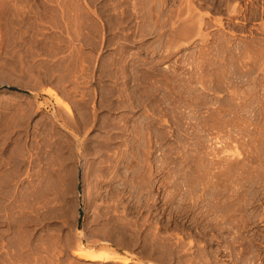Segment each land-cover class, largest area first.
I'll use <instances>...</instances> for the list:
<instances>
[{"label": "rangeland", "instance_id": "rangeland-1", "mask_svg": "<svg viewBox=\"0 0 264 264\" xmlns=\"http://www.w3.org/2000/svg\"><path fill=\"white\" fill-rule=\"evenodd\" d=\"M122 1L124 3H122ZM144 1L145 0H0V162L2 164L4 163L6 166L5 168L3 166L4 169H1L2 164H0V174L6 176L4 178L0 175V264H91L90 261L73 256L74 252L81 245L96 250L109 249L130 259L128 263H116L113 260H108L98 264H166L167 261V264H180L177 256L171 255L172 248L175 246L173 244H179L178 241L180 240L188 241L187 243L180 242L184 244L185 249L189 247V244H192L193 247L190 246L194 253L195 250L199 249L203 252L204 249L205 255L203 256V260H206V262L201 261V264H209L207 260H210V264L213 262L215 264H235V262H237L236 264H242L241 261L238 263L236 256H240L241 253L242 255L240 258L249 256V253H247L249 243L247 242L244 244V242L248 241L247 238H249V235L253 232L255 233L254 235H257V233L261 235L264 234V220L262 219L263 221H260V218H263L264 215V44L262 43L263 45H260V41H264V33H262L264 30V0H262L263 4L259 0H257L258 2L256 0H254V2L253 0H237L239 3L235 0H230L232 3L231 6L234 4L233 1L241 5L242 12L235 16L232 15L229 10L233 7L228 8L226 3H224V1L226 2L229 0H212L213 2L208 0V3L206 0H195L196 2L194 0ZM179 1L185 2L186 6L189 2L193 5H190L191 7H189L188 10V6L187 8L185 5V7H182L184 3H180ZM160 2L164 4L162 3V5L159 6V4H161ZM178 2L181 6H179ZM132 3H134V5ZM135 3H138V7ZM139 3L141 5L144 4L142 5L143 7ZM150 3H152L153 6L152 4L150 5ZM256 3L259 4L257 5ZM135 5L136 8H134ZM155 5H158V8H156ZM146 6H148V8ZM162 6L164 7L162 8ZM139 7H141V9H139ZM218 7L220 9H217ZM226 7L228 13L227 10H225ZM174 8L178 11L180 8V12L181 10L184 11H182L180 15H178L179 12H177L178 17H176L177 15L175 16L174 14L176 12L173 11ZM158 9H161V11L159 12ZM252 10H254V12ZM172 11L173 13H171ZM245 11L247 13H245ZM162 12L165 14H162ZM205 12L210 15L206 17L203 16ZM229 12L230 15H228ZM198 13H201V15L205 17L204 19H207V22H209V19L213 20L206 26V28L209 27V29L204 28L205 30H203V32H207V34L205 33L206 36L211 39L209 40L207 38V40H205L202 38L201 36L204 35L203 32L200 37L199 35H192L188 39L185 38L187 40L183 38H181L182 40L174 39L172 34L176 28L173 26L175 21L173 18L184 16L185 18L191 19L197 17L196 14ZM134 14H136V16ZM172 14H174L175 17H171ZM253 14H255V17H253ZM162 16H165L168 20H165ZM250 16H252V18ZM150 17L153 18L151 19ZM200 17L201 16H199V19ZM180 18L182 19V17ZM216 18H221L226 26L224 24L223 27L214 26L216 21L215 23L213 22ZM169 19H171V21H169ZM178 20L176 19V21ZM195 20L198 21L197 18H195ZM176 21L175 24H178ZM210 23L212 24L210 25ZM232 23L234 25H232ZM242 23L243 25H241ZM238 24L240 27L237 26ZM155 26L158 28L155 29ZM169 26L172 27V31L169 29ZM166 30L172 32L170 34L172 40H170V35L167 34L168 31ZM141 31H143V33ZM165 31L167 35L164 33ZM145 32L146 35L144 36ZM222 32L226 34L224 35L225 38L224 36L220 37L223 35ZM161 34L162 37L159 38ZM209 35L212 36L210 37ZM214 37L217 41L214 40ZM162 38L164 39L163 41H161ZM201 38L205 41H202ZM166 41H168L167 45H165ZM180 41L183 43H180ZM206 41H209V45ZM160 42L163 44L161 45ZM175 42L176 44L179 42L181 48L178 47V51H174L173 49L167 51V47L170 44L174 45ZM163 46H165L164 49ZM203 47L207 51H205ZM159 48L163 50L160 49V51ZM259 48L262 49L263 54L260 52L261 50ZM200 50H204L203 54L201 51L203 56L200 54ZM196 51H198L202 58L199 57ZM161 52L163 56H160L162 54ZM170 52L173 53L171 54ZM166 53L170 55V57H166L167 55H164ZM196 54H198V56ZM204 55L206 60L208 59L209 61L205 62V66L204 63H202V59L203 61L205 60ZM77 58H80V60ZM112 60L115 62V64L113 62V65H111ZM252 60L255 63L252 62ZM157 61L158 64L159 62L161 63L158 65ZM154 62H156V64ZM206 63H208V66ZM244 63H247V68L243 65ZM151 64H154L153 67L150 66ZM198 64L201 66L200 68ZM155 66L159 68L156 69ZM120 67H124L126 73H132L131 75L136 74L139 80L142 79L140 83H138L139 80L137 81L138 84L130 81L127 86V93L129 92L132 94L131 102L138 99L131 93L132 91L138 88L144 90V87L148 85L154 87V84H156L155 87L159 90L157 94H159V97L162 99V103L153 102V104L150 103L149 99H147V103L146 99H143L145 101L142 100V102L145 105L137 109H127L126 112H122L121 109L109 110L107 109L108 106L106 108L107 110L105 107H101L100 109L98 105H100L99 103L102 101H106L108 104L113 103L114 106L115 103H118L115 101L121 100V96L119 97V95H121L126 88L124 84L126 79L124 78L125 72L122 70L123 68L120 69ZM203 67L205 69L202 70ZM252 67V71H249ZM214 68H217L216 71ZM211 69L214 71H211ZM117 70H119V73ZM155 70L158 71L155 72ZM151 73H154L156 76H153L156 78L153 77ZM104 74L108 77H105ZM147 74L148 76L151 74L152 78H145L144 76ZM164 74H166L167 77ZM173 76L177 83L174 81L173 85H176L173 89L174 92L170 90L172 92L169 91L167 95L170 96L171 93L172 97H176V94L179 95L180 92L184 98L181 103L176 102L173 103L174 105L170 104L168 107L169 99L165 97V93L162 91L163 88H161V86L164 87V84L167 83L165 81L166 78ZM176 76L177 78H175ZM89 77L90 79H88ZM101 77L104 78L101 79ZM116 77L118 78L116 79ZM76 78H80V82L78 81L80 84L76 81ZM84 78L88 80L85 81ZM100 79L103 81L101 82ZM177 79L182 82L180 81L178 84ZM200 80L203 81V83ZM199 81L201 83H199ZM82 82H84V84H82ZM75 83L83 87L76 86ZM168 83L171 84L170 81ZM77 87L80 88L78 89ZM105 87H108V90ZM48 91H53L55 94L49 95ZM56 95L61 96L63 101L71 106L73 116H70L68 113L65 114L62 105L55 100ZM109 97L111 100H107ZM87 98L91 100H87ZM104 98L106 100H104ZM85 99L87 102H85ZM157 104H159V106ZM160 108L161 110H159ZM92 109L93 111L91 112ZM92 114H95V117L98 116L100 119L93 121ZM60 115L64 117L61 118ZM85 116L88 118L86 117V119ZM123 116L128 117L129 125L141 126L140 128L144 130H142L143 132L139 136L140 144L138 143V145L141 154L138 152L137 157L139 156L140 159H145L146 153L149 155V152H151L149 156L147 155L148 158H146V160L148 162L150 160L152 163H148L145 160V162L148 163L147 165L144 162L141 163L139 160L138 164L143 165V168H148L147 166L150 164L149 167L151 168H148V170L144 169L146 172L143 171L146 174H150L152 171V183L156 181L159 186L162 182L167 181H174L173 183L181 182V187H185L182 189L188 190V186H192L194 183L198 184L204 182L203 184H206V188L203 190V199L205 202L206 200L207 202L213 200L219 188L222 190V188L228 186L226 189L230 188V190H232L233 188L243 192L237 197V200L239 199V202L244 200L247 202V206L238 208L237 210L239 211L234 213L233 219H236L233 221L234 230L230 229L228 233L225 232L224 239H219L216 230L213 229L210 231L209 221L211 217H209V219L202 218L205 222L200 220L201 223L197 222L199 224L196 225L190 219L181 220L178 216L168 214L170 213V209L163 205V198L164 196L166 197V194L170 195L172 193L174 190L172 186H167L165 194L163 190L157 189L154 191V187L142 185L143 188L148 189H141L140 194V197L144 199L145 202L147 201L146 204L143 200L137 203L136 199L131 195L132 192L129 193L130 195H127V198L130 196L128 199L120 200L118 195H120L119 193L121 191L119 192L118 190L123 188V175H125L126 168H123L121 165L119 166L120 168H116L117 170L115 169V171L111 169L108 175L107 172L105 174V171L108 166L110 167L112 163L117 161L116 157H119L123 151V146H121L122 138H119L121 137L120 133H122L119 126L121 127V124L123 125L124 123L122 119ZM64 118H66V121L69 118L68 122L71 121L70 123L66 122L68 124H66L67 128L61 124L62 122L64 123ZM89 118L92 122H89V124H91L90 126L92 127L85 124L86 120L88 121ZM82 119L84 124L82 123ZM146 120L148 121L146 122ZM77 122L78 124L80 123L81 127L78 126ZM110 122L114 124L113 126H115V129L111 128L112 123ZM114 122L119 123V125H117V123L115 125ZM105 123L109 124V127ZM144 124H146V126ZM104 125L106 127H104ZM116 126H118V129ZM69 130H73L75 134H72ZM109 130L117 131L109 132ZM113 133L115 137L120 135L118 138L116 137L117 139L113 136L112 138L114 141L109 138V135ZM105 136L106 138H104ZM104 139L106 141H104ZM107 139H109L110 142ZM147 146L150 149L147 150L142 148ZM106 147H111V149H106ZM103 148L108 150L106 154L110 157H106ZM85 149L90 151H85ZM94 150H96V154ZM74 152H76V154ZM76 155L78 158L74 159ZM98 159H102L104 162L106 161L105 164L99 163L100 160L97 161ZM100 164L102 165L100 166ZM100 167L103 172L100 171ZM6 168L9 169V174ZM130 169L128 172L132 174V169ZM94 170L96 171L97 178L95 173H93ZM98 171L101 174L103 173L104 176L102 175L103 177H100ZM94 175L97 180L94 178ZM99 177L101 179H99ZM112 177L114 178L112 179ZM210 179L212 181L208 182ZM96 184H100L98 189L94 188ZM158 186H156V188ZM90 189L91 192H89ZM131 191L133 190L131 189ZM37 192L39 196L36 194ZM147 198H150V203H148ZM154 198H157L160 202L155 204L153 201L155 200ZM152 201L155 205H158V211L157 209L155 210L156 206L152 204ZM26 202L28 204H26ZM113 202L117 204L114 205ZM29 203H32V205ZM112 204L114 207H112ZM125 204L128 205V208ZM142 205H154L152 209V219H149L150 213L146 212L145 214L147 210L145 208L147 206L140 209L141 212L139 214V208H141ZM114 208L116 209L115 211H113ZM248 209L250 211L252 210L253 214L252 211L249 212ZM80 211H82V215H80ZM29 213L32 215H29ZM101 213L104 214L102 215ZM241 214L242 217H240ZM246 214L250 221L249 223L247 222L248 224L244 221ZM218 215V219L220 220L221 214L219 213L214 216V219L217 218ZM31 216H33V220L30 218ZM242 218L245 223L242 220L240 222L246 227L238 221V219ZM214 219L213 222H215ZM246 220L248 221V218ZM152 221H154V223ZM176 221L180 222V224L178 223L177 225ZM147 222L152 224H148ZM202 222L204 226H202ZM207 222L208 228L205 225ZM235 223L241 225L240 229ZM146 224H148V226ZM154 225H157V227L154 228ZM178 226H181L180 229ZM244 227H248V229ZM235 228L237 230H235ZM243 228L245 230H243ZM148 229H151V232ZM237 232L241 233L242 236ZM243 232H245V234ZM175 233L177 236L183 238L179 240L178 237L177 240V237H175V241L177 242L173 241L174 239L170 240L171 237L174 238L175 236L171 234ZM168 234H170L171 237ZM153 235H157L155 237L159 238L160 243L157 242L158 238L156 239ZM203 235L207 236L204 237ZM164 236L169 237L166 238ZM239 236L245 239L237 238ZM262 236L263 238L258 240V242L256 241L255 244L259 247L262 254H264V235ZM162 237L164 238L162 239ZM232 238H235V241H233ZM236 238L237 240L239 239V241H237ZM160 239L163 240V243ZM164 239H169L168 241L170 242H166L172 243L173 246L171 245L169 248L168 245L170 244H166ZM242 239L244 242L241 241ZM154 240H156V244H153ZM191 240H193L192 242L195 240L194 244L189 243ZM209 240L212 241L214 245L209 243ZM217 240L219 242H217ZM225 240L227 241L225 242ZM205 241L209 245H205ZM235 242L237 244L239 243L238 245L240 246H237ZM261 242H263V244ZM164 243L165 246L167 245L166 250H164ZM224 243H228V245ZM241 243H243V246H241ZM200 244H202L203 247ZM234 244H236V246ZM228 246L230 250L227 249ZM233 247H235V249ZM242 247V252L239 253ZM154 248H158L159 252ZM223 248L227 251H223ZM213 249H215V251ZM244 249H246L247 252ZM154 250L158 253L154 252ZM213 251L218 254H215ZM160 252H162L164 256ZM232 252H235L237 255L232 254ZM244 252H246L247 255ZM156 253L159 254L162 259ZM212 254L217 257L215 256V258ZM170 257L175 261L171 260ZM211 257L213 259H211ZM163 258H165V260ZM233 258L237 261H234ZM259 261L260 260H256L255 262L264 264V255H262L260 263Z\"/></svg>", "mask_w": 264, "mask_h": 264}, {"label": "bare ground", "instance_id": "bare-ground-1", "mask_svg": "<svg viewBox=\"0 0 264 264\" xmlns=\"http://www.w3.org/2000/svg\"><path fill=\"white\" fill-rule=\"evenodd\" d=\"M125 1V0H124ZM137 1V0H136ZM146 1V0H145ZM144 1V2H145ZM155 1V0H154ZM159 1V0H158ZM164 1V0H163ZM195 1V0H194ZM197 1V0H196ZM195 1V2H196ZM212 1V0H211ZM210 1V2H211ZM218 1V0H217ZM216 1V2H217ZM224 1V0H223ZM236 2H238L237 0H235ZM235 1H233L234 2V4L231 6V2H230V0L229 1H224V3H226V6L228 7V8H230V7H233L232 9H229L230 10V12H231V14L232 15H239L241 12H242V10H241V5H239L238 3H236ZM250 1V0H249ZM252 1V0H251ZM257 1V0H256ZM255 1V2H256ZM259 1H261V3H262V0H259ZM134 2V1H133ZM139 2H141V1H139ZM143 2V3H144ZM148 2H151V1H148ZM170 2H172V1H170ZM170 2H169V4H170ZM180 3L182 2V1H179ZM178 2V4H179V6H181L180 5V3ZM188 2V1H187ZM200 2V1H199ZM204 2V1H203ZM206 2L208 3V0H206ZM213 2V1H212ZM253 2H254V0H253ZM258 2V1H257ZM264 2V1H263ZM119 3V2H118ZM122 3H124L123 1H122ZM142 3V2H141ZM157 3V2H156ZM159 3V2H158ZM161 3V2H160ZM163 3V2H162ZM162 3L161 4H159V6L160 5H162ZM174 3V2H173ZM182 3H184V4H182V7H185L186 5V3L185 2H182ZM215 3V2H214ZM223 3V4H224ZM252 3V2H251ZM133 5H134V3H132ZM136 5L138 4V3H135ZM140 4V3H139ZM149 4V3H148ZM152 3H150V5H151ZM164 4V3H163ZM200 4H202V3H200ZM210 4V3H209ZM218 4V3H217ZM240 4H241V2H240ZM257 4V3H256ZM259 4V3H258ZM257 4V5H258ZM263 4V3H262ZM136 5H135V7L134 8H136ZM141 5V4H140ZM139 5V6H140ZM142 5H144V4H142ZM141 5V6H142ZM173 5V4H172ZM185 5V6H184ZM193 5L192 3L190 4V2L189 3H187V6H188V10H189V7H191V6ZM212 5V4H211ZM257 5H256V7H257ZM128 6V5H127ZM152 6H153V4H152ZM156 6V8H158V5H155ZM154 6V7H155ZM187 6H186V8H187ZM210 6V5H209ZM216 6V5H215ZM214 6V7H215ZM218 6V5H217ZM219 6H220V4H219ZM222 6V5H221ZM254 6V5H253ZM133 7V6H132ZM137 7H138V5H137ZM143 7V6H142ZM147 8H148V6H146ZM146 7H144V8H146ZM150 7V6H149ZM164 6H162V8H163ZM167 7V6H166ZM182 7H181V9H182ZM213 7V6H212ZM227 7H226V9L225 10H227V13H228V9H227ZM246 7V6H245ZM263 7V6H262ZM176 8V7H175ZM174 8V10L173 11H175L176 13H174L175 14V16L177 15V12H179L178 13V15H180V13L182 12V11H184V10H181V12H180V8H179V11L178 10H176ZM221 8H224V7H221ZM259 8H261V7H259ZM139 9H141V7H139ZM139 9H138V11H139ZM177 9H178V6H177ZM217 9H220L219 7L217 8ZM253 9H254V7H253ZM257 9V8H256ZM133 10H135V9H133ZM132 10V11H133ZM137 10V9H136ZM193 10V9H192ZM195 10V9H194ZM255 10V9H254ZM254 10H252L253 12H254ZM259 10V9H258ZM263 10V9H262ZM158 11L160 12L161 11V9H158ZM173 11L171 12V13H173ZM220 11V10H219ZM224 11V10H223ZM261 11V10H260ZM137 12V11H136ZM150 12V11H149ZM164 12V11H163ZM162 12V14H165V13H163ZM230 12H229V14L228 15H230ZM261 12H263V11H261ZM261 12H260V15H261ZM135 13V12H134ZM156 13H157V11H156ZM206 13V14H205ZM204 14H203V16H208V15H210V14H208L207 12H205ZM244 13V12H243ZM245 13H247L246 11H245ZM250 13V12H249ZM255 13H257V12H255ZM138 14H139V12H138ZM174 14H172V16L171 17H173L174 16ZM264 14V13H263ZM135 16H136V14H134ZM151 15V14H150ZM153 15V14H152ZM159 15V14H158ZM161 15V14H160ZM178 15L176 16V17H178ZM201 16L200 17V19H199V16ZM254 15V16H253ZM252 16L253 17H255V14H253ZM258 15H259V13H258ZM259 15V16H260ZM166 16H168V15H166ZM174 16V17H175ZM187 16V15H186ZM196 16L197 17H195V18H197V20L198 21H196L195 20V18L193 17V18H185L184 16H180V17H182V19L179 17V18H173V19H175V21H176V19L178 20V21H176V22H178V24L176 23L175 24V21H174V23H173V26L176 28L174 31H173V34H172V37L174 38V39H181V38H183L184 40H187L190 36H192V35H195V36H197V35H199V37H200V35H202L203 33H204V35H202L201 37L202 38H204L205 40H207V38H208V36H206V34H207V32H203V30H205L204 28H206V26L208 25V23L211 21H213V20H210L209 19V22H207V19L205 20L204 18L205 17H203L202 15H201V13L199 14H196ZM252 16H250L251 18H252ZM258 16V17H259ZM262 16V15H261ZM260 16V17H261ZM160 17V16H159ZM163 17V16H162ZM229 17V16H228ZM264 17V16H263ZM146 18V17H145ZM151 18V17H150ZM149 18V19H150ZM153 18V17H152ZM151 18V19H152ZM163 18H165V16L163 17ZM168 18H170L169 16H168ZM168 18H165V20H168ZM211 18V17H210ZM231 18V17H230ZM238 18V17H237ZM236 18V19H237ZM244 18H245V15H244ZM243 18V19H244ZM262 18V17H261ZM147 19V18H146ZM148 19V20H149ZM192 19H194V20H192ZM218 18H216V20H214V22L213 23H215V21H216V23L214 24V26H218V27H223V22H222V20H221V18H219L218 20H217ZM223 19V18H222ZM254 19V18H253ZM255 19H257V18H255ZM260 19V18H259ZM160 20V19H159ZM164 20V21H165ZM248 20V19H247ZM261 20V19H260ZM151 21V20H150ZM153 21V20H152ZM156 21V20H155ZM161 21H163V20H161ZM169 21H171V19H169ZM224 21V20H223ZM235 21V20H234ZM238 21V20H237ZM240 21V20H239ZM245 21V20H244ZM262 21V20H261ZM168 22V21H167ZM231 22V21H230ZM232 22H233V20H232ZM241 22V21H240ZM248 22V21H247ZM156 23V22H155ZM154 23V24H155ZM158 23H159V21H158ZM166 23V22H165ZM164 23V24H165ZM229 23V22H228ZM212 23H210V25H211ZM231 24V23H230ZM240 24V23H239ZM239 24L237 25V26H239ZM246 24V23H245ZM158 25V24H157ZM163 25V24H162ZM161 25V26H162ZM168 25V24H167ZM225 26H226V24H224ZM229 25V24H228ZM232 25H234L233 23H232ZM241 25H243V23L241 24ZM171 26H172V24H171ZM172 26V27H173ZM156 27V26H155ZM154 27V28H155ZM163 27V26H162ZM170 27V26H169ZM172 27H170L169 29H171V31H172ZM173 27V28H174ZM212 27V26H211ZM240 27V26H239ZM158 27H156L155 29H157ZM165 28L167 29V27L165 26ZM208 29H209V27H207ZM206 28V29H207ZM214 28V27H213ZM227 28V27H226ZM243 28V27H242ZM160 29V28H159ZM158 29V30H159ZM223 29V28H222ZM235 29V28H234ZM262 29H263V27H262ZM261 29V30H262ZM165 30V29H164ZM157 31V30H156ZM166 31H168V30H166ZM166 31L164 32L165 34H166ZM170 30L167 32V34H171L172 32H171ZM223 31H224V29H223ZM232 31V30H231ZM230 31V32H231ZM264 31V30H263ZM262 31V33H264ZM142 33H143V31H141ZM158 32V31H157ZM203 32V33H202ZM226 32V31H225ZM229 32V33H230ZM163 33V32H162ZM206 33V34H205ZM159 34H160V32H159ZM166 34V35H167ZM222 34H223V32H222ZM234 34V33H233ZM146 35V32L144 33V36ZM164 35V34H163ZM168 35V36H169ZM224 35H226V34H223L222 36H220V37H223ZM232 35V34H231ZM142 36V35H141ZM194 36V37H195ZM210 36V35H209ZM212 36V35H211ZM210 36V37H211ZM217 36H218V33H217ZM233 36V35H232ZM162 37V34H161V36H159V38H161ZM165 37V36H164ZM163 37V38H164ZM172 37H171V35H170V37L169 38H171L170 40H172ZM219 37V36H218ZM235 37V36H234ZM162 38V40L161 41H163L164 39ZM185 38H187V39H185ZM201 38V39H202ZM224 38H225V36H224ZM224 38H222V39H224ZM204 39H202V41L204 40ZM209 39V38H208ZM211 39V38H210ZM209 39V40H210ZM213 39V38H212ZM260 39V38H259ZM263 39V38H262ZM166 40H169V39H166ZM182 40V39H181ZM204 40V41H205ZM214 40H215V37H214ZM220 40H221V38H220ZM175 41V40H174ZM212 41V40H211ZM210 41V42H211ZM215 41H217V40H215ZM168 41H166V44L165 45H167L168 43H167ZM170 42H172V41H170ZM169 42V43H170ZM207 42V41H206ZM209 42V41H208ZM207 42V43H208ZM222 42V41H221ZM225 42V41H224ZM261 43H260V45L263 43L264 44V41L262 42V41H260ZM174 43V42H173ZM180 43H183V42H181L180 41ZM179 42H177V44H176V42H175V44H176V46H175V44L173 45H169L168 47H167V51L169 50V51H171V49H173L174 51H176L177 50V48L178 47H180V44ZM203 43V42H202ZM218 43V42H217ZM227 43V42H226ZM236 43V42H235ZM160 44L162 45L163 43H161L160 42ZM159 44V45H160ZM262 44V45H263ZM179 45V46H178ZM204 45V44H203ZM202 45V46H203ZM208 45H209V43H208ZM216 45V44H215ZM201 46V47H202ZM213 46V45H212ZM236 46V45H235ZM245 46V45H244ZM156 47H157V45H156ZM159 47V46H158ZM161 47V46H160ZM164 47L165 46H163V49H164ZM261 48H263L262 46H260ZM181 48V47H180ZM180 48H179V51H180ZM187 48V47H186ZM204 48V47H203ZM202 48V49H203ZM261 48H259L261 51V53L263 54V52H262V49ZM161 48H159V50H160ZM163 49H161V50H163ZM199 49H200V47H199ZM205 49V48H204ZM209 49V48H208ZM224 49V48H223ZM244 49H246V48H244ZM253 49V48H252ZM256 49V48H255ZM258 49V48H257ZM158 50V51H159ZM160 50V51H161ZM198 50V49H197ZM240 50V49H239ZM264 50V49H263ZM178 51V50H177ZM194 51V50H193ZM201 51H202V54H203V52H204V50H200V54H201ZM205 51H207L206 49H205ZM218 51V50H217ZM249 51V50H248ZM259 51V50H258ZM78 52V51H77ZM155 52H157V51H155ZM163 52V51H162ZM161 52V53H162ZM197 53H198V51H196ZM221 52V51H220ZM250 52H251V50H250ZM160 53V52H159ZM164 53H165V50H164ZM171 53V52H170ZM173 53V52H172ZM171 53V54H172ZM175 53V52H174ZM195 53V52H194ZM225 53V52H224ZM154 54H156V53H154ZM199 54V53H198ZM198 54H196L197 56H198ZM199 54V57H201L202 58V56ZM206 54H207V52H206ZM205 54V55H206ZM209 54V53H208ZM211 54V53H210ZM215 54V53H214ZM158 55V54H157ZM160 55V54H159ZM165 56L167 55V53L166 54H164ZM174 55H176V54H174ZM191 55V54H190ZM205 55H204V61H203V59H202V63H204V66H205V62H207L208 61V59L206 60V58H205ZM258 55V54H257ZM160 56H163V53L160 55ZM170 57V55H167L166 57ZM195 56V55H194ZM208 56V55H207ZM206 56V57H207ZM189 57V56H188ZM216 57V56H215ZM225 57V56H224ZM249 57H251V56H249ZM252 57H255V56H252ZM257 57V56H256ZM207 58H209V57H207ZM264 58V57H263ZM77 59H79L80 60V58H77ZM168 59V58H167ZM211 59V58H210ZM182 60H184V59H182ZM197 60V59H196ZM218 60V59H217ZM220 60H221V58H220ZM219 60V61H220ZM223 60V59H222ZM119 61H121V60H119ZM155 61V60H154ZM159 61H161V60H159ZM216 61V60H215ZM229 61V60H228ZM237 61V60H236ZM246 61V60H245ZM250 61V60H249ZM248 61V62H249ZM113 60H112V64L111 65H113ZM193 62V61H192ZM198 62V61H197ZM209 62V61H208ZM213 62V61H212ZM238 62V61H237ZM252 62H254L253 60H252ZM116 63H117V61H116ZM153 63V62H152ZM155 64H156V62H154ZM161 62H159V64H160ZM201 63V62H200ZM232 63V62H231ZM255 63V62H254ZM264 63V62H263ZM262 63V64H263ZM107 64V63H106ZM109 64V65H110ZM114 64H115V62H114ZM119 64V63H118ZM157 64H158V61H157ZM158 64V65H159ZM207 64V66H208V63H206ZM211 64H215V63H211ZM210 64V65H211ZM108 65V66H109ZM110 65V66H111ZM130 65V64H129ZM153 65L154 64H151L150 66H152L153 67ZM199 65V64H198ZM218 65V64H217ZM230 65V64H229ZM240 65V64H239ZM243 65H247V63H244ZM253 65V64H252ZM259 65V64H258ZM109 66V67H110ZM115 66V65H114ZM117 66V65H116ZM120 66H122V65H120ZM124 66V65H123ZM126 66V65H125ZM202 66H203V64H202ZM216 66V65H215ZM214 66V67H215ZM225 66V65H224ZM254 66V65H253ZM102 67L104 68V66L102 65ZM106 67V66H105ZM136 67V66H135ZM141 67V66H140ZM196 67V66H195ZM194 67V68H195ZM201 66L199 65V68H200ZM212 67V66H211ZM248 66H246V68H247ZM250 67V66H249ZM263 67H264V65H263ZM111 68V67H110ZM117 68V67H116ZM123 68V69H122ZM120 67V69H122V70H124V72H125V69H124V67ZM155 68H156V66H155ZM157 68H159V67H157ZM156 68V69H157ZM227 68V67H226ZM259 68H260V65H259ZM143 69V68H142ZM147 69H149V68H147ZM203 69H205L204 67L202 68V70ZM217 69V68H216ZM216 69L214 68V70L216 71ZM251 69H253V67L252 68H250L249 69V71L251 70ZM154 70V69H153ZM162 70V69H161ZM160 70V71H161ZM199 71H202L201 69H198ZM213 69H211V71H214ZM221 70H223V69H221ZM226 70V69H225ZM246 70H248V69H246ZM245 70V71H246ZM118 71V73H119V70H117ZM116 71V72H117ZM126 71H127V68H126ZM144 71V70H143ZM148 71V70H147ZM158 71V70H157ZM156 70H155V72H157ZM159 71V72H160ZM210 71V70H209ZM231 71H232V69H231ZM252 71V70H251ZM121 72V71H120ZM150 72V71H149ZM152 72V71H151ZM158 72V73H159ZM106 73V72H105ZM157 73V74H158ZM108 74V73H107ZM106 74V75H107ZM115 74V73H114ZM121 74V73H120ZM132 73H124V78L126 79V82L124 83L125 85H126V88H125V90L123 91V93L121 94V95H119V97L121 96V100H118V101H115V102H118V103H115L114 104V106H113V103L112 102H110V103H112V104H108V103H106V101L105 102H101V103H99L100 105H98L99 106V108L101 109V107L102 108H104L105 107V109L107 108V106H108V108L107 109H109V110H112V109H121V111L123 112H126L127 111V109H137V108H140L141 106H143V105H145V104H143V102H142V100L143 99H146V102L148 103V101H147V99H149L150 100V103H153V102H158V103H160L161 101H162V99L159 97V94H157V91H159L156 87H155V85L156 84H154V87L152 86V85H148L147 87H144L143 89L144 90H141V89H137V90H135V91H132L131 93H133L138 99L135 101V100H133L132 102L130 101L131 100V98H132V94H130L129 92L127 93V86H128V84H129V82L130 81H133V82H135V84H138V83H140L141 82V80H139L138 78V76L135 74V75H131ZM143 74V73H142ZM146 74V73H145ZM152 74V76L153 75H155L154 73H151ZM151 74H149L150 76H148V74L146 75V76H144L145 78H148V77H150V78H152L151 77ZM161 74V73H160ZM218 74V73H217ZM102 75H103V72H102ZM109 75V74H108ZM116 75V74H115ZM115 75H114V77H115ZM123 75V74H122ZM159 75V74H158ZM157 75V76H158ZM162 75V74H161ZM164 75H166V74H164ZM89 76V75H88ZM100 76H101V74H100ZM104 76H105V74H104ZM110 76H112V75H110ZM109 76V77H110ZM117 76V75H116ZM156 76V75H155ZM155 76H153V77H155ZM160 76V75H159ZM216 76V75H215ZM105 77H108V76H105ZM143 77V78H144ZM166 77H167V75H166ZM96 78V77H95ZM104 78V77H103ZM102 77H101V79H103ZM118 77H116V79H117ZM156 78V77H155ZM175 78H177V76L175 77ZM179 78V77H178ZM197 78V77H196ZM199 78V77H198ZM214 78V77H213ZM212 78V79H213ZM217 78V77H216ZM224 78V77H223ZM77 79V78H76ZM80 79V78H79ZM79 79H77L76 81L78 82H80V80ZM88 79H90V77L88 78ZM88 79H85L84 78V80L86 81V80H88ZM92 79V78H91ZM101 79H100V81H101ZM106 79H108V78H106ZM114 79V78H113ZM201 79V78H200ZM219 79H220V77H219ZM139 80V81H138ZM176 80V79H175ZM174 76L173 77H170V78H166V82L167 83H165L164 84V87L163 86H161V88H163V90L162 91H164V93H165V97L167 98V99H169V102H168V107H169V105L170 104H173V103H176V102H178V103H181V101H183V96H182V94H180V92H179V95H177L176 94V97H172L171 96V93H170V96L169 95H167V94H169V91L170 90H172L173 91V89L175 88L174 86H176V85H173V83H174ZM216 80V79H215ZM90 81V80H89ZM97 81V80H96ZM103 81V80H102ZM101 81V82H102ZM137 81H138V83H137ZM146 81H147V79H146ZM171 82V84H169L168 82ZM177 81H178V84H179V82L181 81H179L178 79H177ZM201 81V80H200ZM199 81V83H203V81H201L200 82ZM259 81V80H258ZM76 82V83H77ZM78 82V83H79ZM88 82V81H87ZM86 82V83H87ZM119 82V81H118ZM143 82V81H142ZM148 82V81H147ZM176 82V81H175ZM182 82V81H181ZM75 83V84H76ZM89 83V82H88ZM99 83V82H98ZM177 83V82H176ZM197 83V82H196ZM195 83V84H196ZM80 84V83H79ZM77 85L76 84V86H82V85ZM82 84H84V82H82ZM132 84V83H131ZM134 84V83H133ZM151 84H153V83H151ZM187 84V83H186ZM198 84V83H197ZM141 85V84H140ZM162 85V84H161ZM173 85V86H172ZM182 85H184V84H182ZM113 86V85H112ZM131 86V85H130ZM129 86V87H130ZM178 86V85H177ZM80 87H77L78 89L80 88ZM83 87V86H82ZM81 87V88H82ZM101 87V86H100ZM125 87V86H124ZM133 87H135V86H133ZM76 88V89H77ZM106 88V87H105ZM108 88V87H107ZM106 88V89H107ZM182 88H184V87H182ZM236 88V87H235ZM77 89V90H78ZM104 89V88H103ZM102 89V90H103ZM114 89V88H113ZM124 89V88H123ZM130 89V88H129ZM157 89V90H156ZM195 89V88H194ZM212 89V88H211ZM102 90H101V92H102ZM108 90V89H107ZM117 90V89H116ZM130 90H132V89H130ZM129 90V91H130ZM192 90V89H191ZM232 90V89H231ZM104 91V90H103ZM172 91H170V92H172ZM190 91V90H189ZM199 91V90H198ZM236 91V90H235ZM83 92V91H82ZM108 92V91H107ZM116 92V91H115ZM161 92V91H160ZM174 92V91H173ZM197 92V91H196ZM48 93H49V95H54L55 93L53 92V91H48ZM89 93V92H88ZM87 93V94H88ZM103 93V92H102ZM111 93V92H110ZM163 93V94H164ZM192 93V92H191ZM201 93V92H200ZM233 93V92H232ZM247 93V92H246ZM86 94V95H87ZM109 94V93H108ZM236 94V93H235ZM85 95V94H84ZM186 95V94H185ZM192 95V94H191ZM90 96V95H89ZM102 96V95H101ZM104 96V95H103ZM135 96H134V98H135ZM174 96V95H173ZM209 96V95H208ZM87 97H88V95H87ZM114 97V96H113ZM163 97V96H162ZM205 97V96H204ZM233 97V96H232ZM241 97V96H240ZM244 97V96H243ZM84 98V97H83ZM83 98H82V100H83ZM85 98H86V96H85ZM92 98V97H91ZM106 98V97H105ZM104 98V100H106ZM133 98V99H134ZM165 98V99H166ZM235 98V97H234ZM89 98H87V100H88ZM164 99V100H165ZM208 99V98H207ZM247 99V98H246ZM259 99V98H258ZM55 100H56V102L57 103H60L61 105H62V107H63V109H64V112H65V114L66 113H68L70 116H73V110H72V108H71V106L67 103V102H64L63 101V99L61 98V96H55ZM86 100V99H85ZM87 100L85 101V102H87ZM89 100H91V99H89ZM103 100V99H102ZM107 100H111L110 99V97H109V99H107ZM113 100V99H112ZM192 100V99H191ZM143 101H145V100H143ZM246 101V100H245ZM249 101V100H248ZM254 101V100H253ZM259 102H260V99L258 100ZM82 102V101H81ZM84 102V101H83ZM90 102V101H89ZM114 102V101H113ZM191 102V101H190ZM201 102V101H200ZM241 102V101H240ZM262 102V101H261ZM162 103V102H161ZM186 103V102H185ZM194 103V102H193ZM203 103V102H202ZM244 103V102H243ZM89 104V103H88ZM154 104V103H153ZM166 104V103H165ZM225 104V103H224ZM87 105V104H86ZM85 105V106H86ZM148 105V104H147ZM158 106H159V104H157ZM174 105V104H173ZM239 105V104H238ZM162 106V105H161ZM178 106V105H177ZM181 106V105H180ZM247 106V105H246ZM61 107V108H62ZM95 107V106H94ZM164 107V106H163ZM219 107V106H218ZM96 108V107H95ZM165 108V107H164ZM174 108V107H173ZM224 108V107H223ZM89 109V108H88ZM94 109V108H93ZM93 109L91 110V112L93 111ZM106 109V110H107ZM61 110V109H60ZM159 110H161V108L159 109ZM59 111V110H58ZM96 111V110H95ZM98 111V110H97ZM61 112V111H60ZM234 112V111H233ZM238 112V111H237ZM247 112V111H246ZM231 113V112H230ZM255 113V112H254ZM63 114V113H62ZM124 114V113H123ZM64 115V114H63ZM93 115V121H96V120H98V119H100V118H98V116L97 117H95L96 115L95 114H92ZM234 115V114H233ZM88 116V115H87ZM87 116H85V118L87 117ZM227 116V115H226ZM57 117H59V116H57ZM60 117H61V115H60ZM59 117V118H60ZM64 117V116H63ZM63 117H61V118H63ZM243 117V116H242ZM56 118V117H55ZM54 118V119H55ZM67 118V117H66ZM66 118H64V123L62 122L61 124H62V126H65L66 127V124L67 123H70L71 121H69L68 122V119H67V121H66ZM72 118V117H71ZM74 118V117H73ZM85 118H84V120H85ZM88 118V117H87ZM86 118V119H87ZM122 118V117H121ZM128 117L127 116H123V120H124V123H123V125L121 124V127L119 126V128H121V131H122V133H120L121 134V137H119V138H122L121 140H122V143H121V146H123L122 148H123V151L121 152V154L119 155V157H116L117 158V161H115V160H113V161H115L114 163H112V165H110V167L108 166V168H107V170L105 171V174H106V172H107V175H108V173L110 174V170L112 169L113 171H115V169L116 168H120L119 166H121L122 165V167L123 168H126V172H125V175H123V177H124V179H123V188L120 190H118L120 193V195H118V194H116V195H118L119 197H120V200H124V199H126L127 198V195L129 194V193H131L132 192V197H134V199H136V202L137 203H139L140 201L142 202V200L144 201V199H142L141 197H140V194H141V189H145V188H143L142 187V185L143 186H151L153 189H154V191H156L157 189L159 190H163L164 191V193L166 194V189H167V186H172L173 187V191H172V193L169 195V194H166V197L164 196V203H163V205H165V207H168L169 209H170V213H168V214H172L173 216H178V217H180L181 218V220H188V219H190L192 222H194L196 225L197 224H199V223H197V222H200V220H202V218L204 219V218H208L209 219V217H211V219H210V231H212L213 229L214 230H216L217 232H218V237H219V239H224V236H225V232H229V230L230 229H233L234 230V222L233 221H235L236 219H233V215H234V213H237V211H239V210H237L238 208H243L244 206H247V202H245L244 200L241 202H239L238 200H237V197L238 196H240L243 192H241L240 190H238V189H233L232 188V190H230V188L229 189H226V188H228V186L225 188H222V190H220V188L219 189H217L218 191L216 192V196H214L215 198L213 199V200H211V201H209V202H207V200H206V202H205V200L203 199V190L206 188V184H203V183H194L192 186L190 185V186H188L187 187V189L188 190H185V189H182V188H185V187H181L182 186V184L180 185V183H178V182H176V183H173V182H170V181H167V182H162L161 183V185H157V183H156V181H153V183H152V180H151V176H152V171L151 170H149V171H151L150 172V174H146L145 172V170L144 169H147L148 170V168H151V167H149L150 166V164H149V166H147L148 168H143V165H139L138 164V161L140 160V162L142 163V162H144V163H146V162H148L147 160H146V158H148V156L150 155V153L151 152H149V155H148V153H146L145 152V150H144V152L148 155H146V158L145 159H140V157L138 156L137 157V154H138V152H140L141 150H140V148H139V145H138V143H139V136L142 134V132L144 131L142 128H140L141 126H131V125H129L128 124V119H127ZM216 118V117H215ZM234 118V117H233ZM154 119V118H153ZM239 119V118H238ZM241 119V118H240ZM59 120V119H58ZM111 121V120H110ZM148 120H146V122H147ZM215 121V120H214ZM237 121V120H236ZM60 122V121H59ZM67 122V123H66ZM75 122V121H74ZM85 122V121H84ZM87 122V123H86ZM86 122H85V124H88L89 126L91 125V124H89V122L90 123H92L91 122V120H90V118L88 119V121L86 120ZM102 122V121H101ZM103 122H105V121H103ZM113 122V121H112ZM112 122H110V123H112ZM145 122V123H146ZM233 122V121H232ZM82 123H83V119H82ZM81 123V124H82ZM115 123V122H114ZM117 123V122H116ZM116 123H115V125H116ZM149 123V122H148ZM77 124H78V122H77ZM84 124V123H83ZM106 124V123H105ZM215 124V123H214ZM68 125V124H67ZM69 125H72V124H69ZM73 125H75V124H73ZM107 126L109 125V124H106ZM114 124L112 123V125H111V128H113V129H115L114 127L115 126H113ZM117 125H119V123H117ZM145 126H146V124H144ZM226 125V124H225ZM78 126H80L81 127V125H80V123L78 124ZM83 126V125H82ZM87 126V125H86ZM86 126H85V129H86ZM113 126V127H112ZM150 126H152V125H150ZM88 127V126H87ZM90 127H92V126H90ZM104 127H106L105 125H104ZM103 127V128H104ZM109 127V126H108ZM117 127V129H118V126H116ZM244 127V126H243ZM67 128V127H66ZM82 129H83V127H82ZM109 129V128H108ZM145 129V128H144ZM236 129V128H235ZM143 130V131H142ZM146 130H148V129H146ZM234 130V129H233ZM264 130V129H263ZM72 134H75V132L73 131V130H69ZM111 131H117V130H111ZM110 130H109V132H111ZM223 131V130H222ZM242 132V131H241ZM115 133V132H114ZM114 133L112 134V135H109V138L110 139H112V141H114L113 140V136H114ZM264 134V133H263ZM263 134H262V136H263ZM106 136H107V134H106ZM106 136L104 137V138H106ZM115 137V136H114ZM117 137V136H116ZM115 137V138H116ZM117 137V138H118ZM161 137V136H160ZM73 138V137H72ZM116 138V139H117ZM152 138V137H151ZM74 139H76V138H74ZM79 140V139H78ZM108 141H109V139H107ZM85 141V140H84ZM83 141V142H84ZM102 141V140H101ZM100 141V142H101ZM104 141H106L105 139H104ZM145 141V140H144ZM208 141V140H207ZM45 142V141H44ZM76 142H77V140H76ZM82 142V141H81ZM103 142V141H102ZM110 142V141H109ZM108 142V143H109ZM263 143V142H262ZM54 144V143H53ZM78 144V143H77ZM101 144V143H100ZM103 144V143H102ZM140 144V143H139ZM76 145V144H75ZM79 145V144H78ZM77 145V146H78ZM86 145V144H85ZM146 145V144H145ZM73 146V145H72ZM98 146H99V144H98ZM140 146H142V145H140ZM148 146H149V144H148ZM148 146L147 147H142L143 149H150V148H148ZM59 147V146H58ZM71 147V146H70ZM80 147V146H79ZM82 147V146H81ZM95 147H97V146H95ZM101 147V146H100ZM103 147H105V146H103ZM83 148V147H82ZM86 148V147H85ZM109 148V147H108ZM107 147H106V149H108ZM141 148V149H142ZM153 148V147H152ZM81 149V148H80ZM90 149V148H89ZM105 148H103V150H105V154L106 153H108V150H106ZM111 149V147L109 148V150ZM88 149H85V151H87ZM91 150V149H90ZM90 150H88V152L90 151ZM98 150V149H97ZM100 150V149H99ZM101 150H102V148H101ZM119 150V149H118ZM122 150V149H121ZM258 150V149H257ZM95 151V154L97 153L96 152V150H94ZM107 151V152H106ZM1 152V151H0ZM78 152V151H77ZM82 152V151H81ZM143 152V153H144ZM75 154H76V152H74ZM85 153V152H84ZM83 153V154H84ZM91 153V152H90ZM101 153V152H100ZM104 154V153H103ZM140 154H141V152H140ZM139 154V155H140ZM72 155V154H71ZM70 155V156H71ZM77 155H78V153H77ZM76 155V157H74V159L75 158H78V156ZM98 155V154H97ZM69 156V158L71 159V157ZM74 156V155H73ZM81 156H82V154H81ZM87 156V155H86ZM104 156V155H103ZM107 156H109V155H107L106 154V157ZM117 156H118V154H117ZM2 157V156H1ZM110 157V156H109ZM43 158V157H42ZM68 158V157H67ZM142 158V157H141ZM97 159V158H96ZM104 159V158H103ZM105 159H107V158H105ZM77 160V159H76ZM100 160V161H99ZM145 160H146V162H145ZM1 161V160H0ZM17 161H19V160H17ZM21 161V160H20ZM97 161H99V163H104L105 164V162H104V160H102V159H98ZM108 161V160H107ZM5 162V161H4ZM8 162V161H7ZM96 162V161H95ZM109 162H110V159H109ZM108 163V162H107ZM140 163V164H141ZM148 163H152V162H150V160H149V162ZM148 163H146L147 165H148ZM0 164H2L1 162H0ZM92 164V163H91ZM94 164V163H93ZM120 164V165H119ZM138 164V165H137ZM88 165H89V163H88ZM97 165V164H96ZM95 165V166H96ZM99 165V164H98ZM102 164H100V166H101ZM3 166H4V168L6 167L5 166V164L3 163L2 164V168L1 169H4L3 168ZM48 166V165H47ZM90 166H93V165H90ZM95 166H94V168H95ZM46 167V166H45ZM50 167V166H49ZM88 167V166H87ZM98 167V166H97ZM103 167V166H102ZM145 167V166H144ZM202 167V166H201ZM90 168V167H89ZM92 168V167H91ZM132 169V174H130V172H128L129 171V169ZM6 169H8V168H6ZM97 169V168H96ZM130 169V170H131ZM154 169H155V167H154ZM153 169V170H154ZM160 169V168H159ZM11 170V169H10ZM54 170V169H53ZM91 170V169H90ZM89 170V171H90ZM98 170V169H97ZM117 170V169H116ZM145 172H144V171ZM156 170V169H155ZM5 171V170H4ZM95 171V170H94ZM93 171V173H95V175H96V178H97V174H96V171L94 172ZM100 171H102V169H101V167H100ZM9 172V169H8V171H7V173ZM92 172V171H91ZM103 172V171H102ZM145 174H144V173ZM148 172V171H147ZM3 173H5V172H3ZM11 173V172H10ZM98 173H100L99 171H98ZM112 173V172H111ZM155 173H156V171H155ZM252 173V172H251ZM9 174V173H8ZM51 174V173H50ZM113 174H115V173H113ZM142 174V175H141ZM154 174V173H153ZM177 174V173H176ZM181 174V173H180ZM179 174V175H180ZM199 174V173H198ZM204 174V173H203ZM231 174V173H230ZM1 175V174H0ZM89 175V174H88ZM95 175H94V178H95ZM99 175V174H98ZM103 175V173L101 174L100 173V177ZM178 175V174H177ZM202 175V174H201ZM1 176H3L4 178L6 177V176H4V174L3 175H1ZM93 176V175H92ZM104 176V175H103ZM102 176V177H103ZM111 176V175H110ZM113 176V175H112ZM192 176V175H191ZM195 176V175H194ZM258 176V175H257ZM99 177V179H101ZM203 177H204V175H203ZM215 177V176H214ZM2 178V177H1ZM9 178V177H8ZM95 178V179H96ZM114 177H112V179H113ZM193 178V177H192ZM207 178V177H206ZM3 179V178H2ZM40 179V178H39ZM103 179V178H102ZM108 179V178H107ZM179 179V178H178ZM178 179H177V181H178ZM233 179V178H232ZM235 179H236V177H235ZM97 180V179H96ZM109 180H111V179H109ZM174 180V179H173ZM112 181V180H111ZM172 181V180H171ZM176 181V180H175ZM204 181H206V180H204ZM212 180L210 179V181H208V182H211ZM95 182V181H94ZM100 182V181H99ZM99 182H97V183H99ZM198 182V181H197ZM215 182V181H214ZM91 183V182H90ZM147 184V185H144V184ZM95 184V183H94ZM151 184H153V185H151ZM210 184V183H209ZM243 184V183H242ZM41 185V184H40ZM89 185H91V184H89ZM100 185V184H99ZM99 185H95L94 186V188L95 189H98L99 188ZM180 185V186H179ZM200 185V186H199ZM204 185V186H203ZM92 186H93V184H92ZM156 186H158L157 188H156ZM210 186V185H209ZM217 186V185H216ZM238 186V185H237ZM41 187V186H40ZM148 188H150V187H148ZM37 189V188H36ZM131 189L133 190V191H131ZM215 189H216V187H215ZM244 189V188H243ZM40 190V189H39ZM100 190H101V188H100ZM145 190H148V189H145ZM184 190H185V192H184ZM36 191H38V190H36ZM99 191V190H98ZM116 191H117V189H116ZM117 191V192H118ZM153 191V190H152ZM171 191V190H170ZM182 191V192H181ZM215 191V190H214ZM252 191V190H251ZM89 192H91V189H90V191ZM100 192V191H99ZM98 192V193H99ZM147 192H149V191H147ZM188 192V193H187ZM145 193V192H144ZM157 193H158V191H157ZM170 193V192H169ZM186 193V194H185ZM248 193V192H247ZM36 194H38V192L36 193ZM93 194V193H92ZM164 194V195H165ZM33 195V194H32ZM31 195V196H32ZM41 195V194H40ZM130 195V194H129ZM151 195V194H150ZM155 195H157V194H155ZM154 195V196H155ZM264 195V194H263ZM31 196H30V199H31ZM38 196H39V194H38ZM153 196V195H152ZM88 197H89V195H88ZM130 196H128V198H129ZM28 198H29V196H28ZM116 198H117V196H116ZM127 198V199H128ZM150 198H151V196H150ZM150 198L148 199V203H150ZM38 199V198H37ZM113 199L115 200V198L113 197ZM118 200H119V198H117ZM153 199V198H152ZM155 199V198H154ZM29 200V199H28ZM36 200V199H35ZM119 200V201H120ZM161 200V199H160ZM25 201H27V200H25ZM38 201H39V199H38ZM111 201H112V198H111ZM119 201H118V204H119ZM154 201V203L155 204H157V203H159L160 201H158L157 200V198L155 199V200H153ZM153 201H152V204H154L153 203ZM259 201V200H258ZM33 202V201H32ZM122 202V201H121ZM145 202V201H144ZM147 202V201H146ZM146 202H145V204H146ZM239 202V203H238ZM257 202V201H256ZM41 203V202H40ZM123 203V202H122ZM136 203V204H137ZM205 203V204H204ZM251 203V202H250ZM250 203H248V204H250ZM26 204H28L27 202H26ZM29 204H31L32 205V203H29ZM113 204H114V202H113ZM112 204V207H114V205L115 204H117L116 202H115V204L113 205ZM124 204V203H123ZM123 204H121V205H123ZM127 204V203H126ZM125 204V205H126ZM142 204V203H141ZM144 204V203H143ZM151 204V205H152ZM154 204V205H155ZM254 204V203H253ZM256 204V203H255ZM254 204V205H255ZM24 205V204H23ZM120 205V204H119ZM118 205V206H119ZM139 205V204H138ZM154 205L153 206H147V205H142V207L141 208H139V214H140V209H142V208H145L146 206V208L145 209H147L146 211H145V214H146V212H148V213H150L149 215H150V217H149V219H152V215H153V211H152V209H153V207H154ZM160 205V204H159ZM257 205V204H256ZM36 206V205H35ZM111 206V205H110ZM127 206V208H128V205H126ZM144 206V207H143ZM156 207H155V210L157 209V208H159V207H157L158 205H155ZM23 207V206H22ZM97 207H99V206H97ZM117 207V206H116ZM115 207V208H116ZM130 207V206H129ZM139 207V206H138ZM138 207H137V209H138ZM21 208V207H20ZM109 208V207H108ZM114 208V210L113 211H115L116 209ZM124 208H125V206H124ZM161 208H164V207H161ZM247 208V207H246ZM250 208V207H249ZM111 209V208H110ZM259 209V208H258ZM154 210V211H155ZM159 209H157V211H158ZM165 210V209H164ZM163 210V211H164ZM167 210V209H166ZM249 210V209H248ZM247 210V211H248ZM254 210V209H253ZM133 211V210H132ZM167 211H169V210H167ZM242 211V210H241ZM240 211V212H241ZM244 211V210H243ZM252 211V210H251ZM250 210H249V212H251ZM30 212V211H29ZM109 212V211H108ZM124 212V211H123ZM155 213H157V212H155ZM163 213V212H162ZM221 214V218H220V220L218 219V217H219V215L217 216V218H215L214 219V216L216 215V214ZM243 213V212H242ZM246 213V212H245ZM260 213V212H259ZM102 215L104 214V213H101ZM142 214V213H141ZM160 214V213H159ZM252 214H253V211H252ZM258 214V213H257ZM256 214V215H257ZM27 215V214H26ZM25 215V216H26ZM29 215H32L31 213H29ZM34 215V214H33ZM111 215V214H110ZM114 215H115V213H114ZM158 215V214H157ZM171 215V216H172ZM36 216H37V214H36ZM155 216V215H154ZM258 216V215H257ZM256 216V217H257ZM29 217V216H28ZM38 217V216H37ZM108 217V216H107ZM148 217V216H147ZM146 217V218H147ZM213 217V218H212ZM240 217H242V214L240 215ZM248 218V221L246 220L247 218ZM246 219L244 218V221L247 223H249L250 221H249V217L247 216V214H246ZM255 217V218H256ZM259 217V216H258ZM257 217V218H258ZM261 217V216H260ZM12 218V217H11ZM30 218H32V220H33V216H31ZM36 218V217H35ZM98 218V217H97ZM99 218H100V215H99ZM102 218V217H101ZM110 218V217H109ZM146 218H143L144 220L146 219ZM171 218V217H170ZM250 218H251V215H250ZM114 219V218H113ZM155 219V218H154ZM213 219L215 220V222H213ZM261 220L260 221H263L264 220V215H263V218H260ZM263 219V220H262ZM35 220V219H34ZM38 220V219H37ZM126 220V219H125ZM147 220V219H146ZM180 220V221H181ZM243 221V218L242 219H238V221L240 222V221ZM114 221V220H113ZM143 221V220H142ZM202 221H204L205 222V220H202ZM208 221V220H207ZM243 221V222H244ZM259 221V220H258ZM149 222H150V220H149ZM149 222H147L148 224H152V223H149ZM153 223H154V221H152ZM169 222V221H168ZM177 222V221H176ZM182 222H185V221H182ZM239 222H236V223H239ZM244 222V223H245ZM253 222V221H252ZM31 223V222H30ZM142 223V222H141ZM144 223V222H143ZM146 223V222H145ZM174 223H175V221H174ZM178 223L180 224V222H177V225H178ZM201 223V222H200ZM203 223V222H202ZM235 223V225H237ZM241 223V222H240ZM247 223V224H248ZM254 223H255V221H254ZM257 223V222H256ZM259 223V222H258ZM133 224V223H132ZM148 224H146L147 226H148ZM156 224V223H155ZM158 224V223H157ZM176 224V223H175ZM207 224H208V222L205 224L206 225V227H207ZM242 225H244L243 223H241ZM34 225V224H33ZM103 225V224H102ZM144 225V224H143ZM142 225V226H143ZM194 225V224H193ZM250 225V224H249ZM258 225V224H257ZM262 225H263V223H262ZM151 226V225H150ZM149 226V227H150ZM155 227L154 228H156L157 227V225H154ZM176 226V225H175ZM195 226V225H194ZM193 226V227H194ZM202 226H204V223L202 224ZM237 226H239L238 228L240 229V226L241 225H237ZM245 226V225H244ZM255 226H256V224H255ZM148 227V228H149ZM152 227V226H151ZM150 227V228H151ZM169 227V226H168ZM179 227V229H180V227L181 226H178ZM185 227V226H184ZM246 227V226H245ZM244 227V228H245ZM253 227V226H252ZM251 227V228H252ZM147 228V227H146ZM177 228V227H176ZM208 228V227H207ZM243 228V230H245V229H248V227L247 228H245L244 229ZM260 228V227H259ZM152 229V228H151ZM151 229H148L149 231L151 230ZM178 229V228H177ZM184 230V229H183ZM188 230V229H187ZM194 230V229H193ZM235 230H237L236 228H235ZM241 230H242V228H241ZM134 231V230H133ZM198 231V230H197ZM209 231V230H208ZM249 231V230H248ZM132 232V231H131ZM151 232V231H150ZM153 232V231H152ZM234 232V231H233ZM239 232H240V230H239ZM154 233V232H153ZM156 233V232H155ZM201 233V232H200ZM205 233V232H204ZM210 233V232H209ZM208 233V234H209ZM238 233V232H237ZM236 233V234H237ZM244 234H245V232H243ZM262 233V232H261ZM150 234V233H149ZM232 234V233H231ZM238 234H240L241 235V233H238ZM237 234V235H238ZM255 233L253 232V233H251V235H249V234H247V235H249V238H247L246 236V238H247V240L248 241H246V242H244L243 241V239H245V238H243V237H241V236H239V237H237V238H243L241 241L242 242H244V244L245 243H249V248L247 249L248 250V252L246 251V249H244L247 253H249V256H243V257H241L240 258V256L242 255V253H241V255L239 256V255H237L235 252L233 253L232 252V254H236L235 256L237 257V260H238V263H239V261H241L242 262V264H258V262H255L256 260L258 261V260H262V255H264V254H262V252H261V250L259 249V247L258 246H256V241L258 242V240H260V239H262L263 238V236L262 235H264V234H258L257 233V235H254ZM133 235V234H132ZM168 235H170V234H168ZM171 235H175L174 236V238H172L171 237ZM170 235V237H171V239L170 240H173V241H175L176 239H175V237H177V240H178V237H179V240L180 239H182L183 237H181V236H177L176 235V233L175 234H171ZM179 235V234H178ZM198 235H199V233H198ZM202 235V234H201ZM236 235V236H237ZM127 236V235H126ZM154 236V235H153ZM155 236H157V235H155ZM154 236V237H155ZM204 237L205 236H207V235H203ZM213 236H216V235H213ZM232 236H235V235H232ZM231 236V237H232ZM136 237V236H135ZM153 237V238H154ZM161 237V236H160ZM164 237H166V236H164ZM164 237H162V239L164 238ZM169 237V236H168ZM168 237H166V238H168ZM211 237V236H210ZM226 237H228V236H226ZM156 238V237H155ZM158 238V237H157ZM156 238V239H157ZM191 238V237H190ZM209 238V237H208ZM230 238V237H229ZM237 238H236V240H237ZM20 239V238H19ZM162 239H160V241L163 243V240ZM193 239V238H192ZM200 239V238H199ZM217 239V238H216ZM215 239V240H216ZM142 240H143V238H142ZM151 240H153V239H151ZM151 240H150V242H151ZM165 240V242L167 241V242H170V241H168L169 239H164ZM184 240H185V238H184ZM232 240L233 241H235V238H232ZM154 241H155V243H154ZM153 241V244H156L157 242H159V238H158V241L156 242V240H154ZM172 241V242H173ZM193 240H191V242L189 241V243H193L194 244V242H195V240H194V242H192ZM200 241H201V239H200ZM210 241V240H209ZM212 241H213V239H212ZM212 241H210L209 243H211L212 244ZM221 241V240H220ZM227 240H225V242H226ZM237 241H239V239L237 240ZM240 241V242H241ZM166 242V244H170V243H167ZM175 242H177V241H175ZM175 242H173V243H175ZM179 242V244L178 243H175V244H173V245H175V246H173L172 245V243L170 244V245H168L169 246V248H170V246L172 245L173 246V248H172V252H171V255L172 256H177V259H178V262L180 263V264H201V261H205L206 262V260H203L204 259V249H203V252H202V250H195V253L191 250V246H192V244H189V247H186V249L184 248V244H181L180 242H184V243H187L188 241L187 240H185V241H178ZM206 242V241H205ZM214 242V241H213ZM217 242H219L218 240H217ZM264 242V241H263ZM263 242H261L262 244H263ZM160 243V242H159ZM201 243V242H200ZM221 243H223V242H221ZM236 243V242H235ZM208 243L206 242L205 243V245H207ZM225 244V243H224ZM224 244H222V245H224ZM237 244V243H236ZM236 244H234L235 246H236ZM239 244V243H238ZM237 244V246H240V245H238ZM242 245L241 246H243V243H241ZM123 245V244H122ZM161 245V244H160ZM159 245V246H160ZM186 245V244H185ZM191 245V246H190ZM197 245V244H196ZM200 245H202V244H200ZM209 245V244H208ZM212 245H214V244H212ZM219 245V244H218ZM225 245H228V243L227 244H225ZM231 245H233V244H231ZM258 245V244H257ZM157 246V245H156ZM162 247H164L165 246V243H164V246L163 245H161ZM167 246V245H166ZM165 246V249L164 250H166V247ZM188 246V245H187ZM217 246V245H216ZM221 246V245H220ZM248 246V245H247ZM261 246V245H260ZM193 247V246H192ZM202 247H203V245H202ZM223 247V246H222ZM225 247V246H224ZM245 247H246V245H245ZM264 247V246H263ZM159 248V247H158ZM158 248H154V249H157L158 250V252H159V249ZM199 248V247H198ZM201 248V247H200ZM213 248V247H212ZM217 248V247H216ZM221 248V247H220ZM234 249H235V247H233ZM247 248V247H246ZM149 249V248H148ZM209 249H210V247H209ZM208 249V250H209ZM222 249V248H221ZM225 249H226V247H225ZM227 249H229V246H228V248ZM242 249H243V247L241 248V251H239V253L240 252H242ZM263 249V248H262ZM212 250V249H211ZM214 251H215V249H213ZM216 250H218V249H216ZM230 250V249H229ZM238 250V249H237ZM236 250V251H237ZM162 251V250H161ZM170 251H171V249H170ZM213 251V252H214ZM223 251H225L224 250V248H223ZM227 251V250H226ZM225 251V252H226ZM154 252H157V251H155L154 250ZM153 252V253H154ZM157 252V253H158ZM163 252V251H162ZM162 252H160V253H162ZM191 252V253H190ZM206 252V251H205ZM218 252H221V251H218ZM246 252H244L245 254H246ZM156 253V254H157ZM215 254L217 253V252H214ZM223 253V252H222ZM230 253H231V251H230ZM229 253V254H230ZM238 253V252H237ZM238 253V254H239ZM209 254H210V252H209ZM218 254V253H217ZM224 254H228V253H224ZM232 254H230V255H232ZM244 254V255H245ZM157 255H159V254H157ZM162 255H163V253H162ZM165 255H168V254H165ZM170 255V254H169ZM211 255V254H210ZM213 255V254H212ZM247 255V254H246ZM73 256H75L76 258H79V259H84V260H87V261H90L91 262V264H98V263H103V262H106V261H108V260H113L114 262H119V263H121V262H123V263H128L129 261H130V259L129 258H126L125 256H122V255H120V254H118V253H115V252H113V251H111V250H101V249H92V248H88V247H86L85 245H81L79 248H77V250L74 252V254H73ZM160 256V255H159ZM164 256V255H163ZM171 256V257H172ZM214 257L216 256V255H213ZM220 256V255H219ZM222 256V255H221ZM224 256V255H223ZM227 256H229V255H227ZM232 256H234V255H232ZM231 256V257H232ZM238 256H239V258H238ZM158 257V256H157ZM156 257V258H157ZM161 257V256H160ZM170 257V259L171 260H173V261H175L174 259H172ZM217 257V256H216ZM215 257V258H216ZM161 259H162V257H161ZM164 260H165V258H163ZM205 259H207V258H205ZM209 259V258H208ZM211 259H213L212 257H211ZM221 259V258H220ZM223 259V258H222ZM226 259H228V258H226ZM225 259V260H226ZM155 260V259H154ZM171 260H169V261H171ZM219 260V259H218ZM217 260V261H218ZM228 260H230V259H228ZM232 260V259H231ZM233 260H234V258H233ZM232 260V261H233ZM237 260H234V261H237ZM156 261H157V259H156ZM159 261V260H158ZM166 261H167V259H166ZM165 261V262H166ZM209 261V264H210V260H207V262ZM216 261V260H215ZM220 261V260H219ZM233 261V262H234ZM260 261H259V263H260ZM6 262V261H5ZM75 262H77V261H75ZM79 262V261H78ZM160 262H161V260H160ZM168 262V261H167ZM167 262H166V264H167ZM7 263V262H6ZM122 263V264H123ZM155 263V262H154ZM163 263V262H162ZM177 263V262H176ZM203 263V262H202ZM212 263V262H211ZM237 262H235V264H236ZM89 264V263H88ZM161 264V263H160ZM212 264H215L214 262L212 263ZM216 264H218V263H216ZM220 264H222V263H220ZM261 264V263H260Z\"/></svg>", "mask_w": 264, "mask_h": 264}, {"label": "water", "instance_id": "water-1", "mask_svg": "<svg viewBox=\"0 0 264 264\" xmlns=\"http://www.w3.org/2000/svg\"><path fill=\"white\" fill-rule=\"evenodd\" d=\"M80 215H82V211H80Z\"/></svg>", "mask_w": 264, "mask_h": 264}]
</instances>
